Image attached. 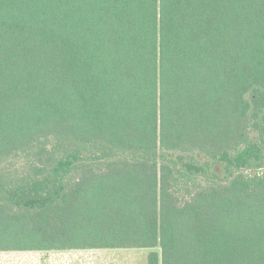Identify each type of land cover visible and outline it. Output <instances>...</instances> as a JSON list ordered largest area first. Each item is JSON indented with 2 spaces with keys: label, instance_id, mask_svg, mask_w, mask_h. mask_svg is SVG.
Masks as SVG:
<instances>
[{
  "label": "trees",
  "instance_id": "trees-1",
  "mask_svg": "<svg viewBox=\"0 0 264 264\" xmlns=\"http://www.w3.org/2000/svg\"><path fill=\"white\" fill-rule=\"evenodd\" d=\"M253 90L264 0H0V253L264 264Z\"/></svg>",
  "mask_w": 264,
  "mask_h": 264
},
{
  "label": "rangeland",
  "instance_id": "rangeland-1",
  "mask_svg": "<svg viewBox=\"0 0 264 264\" xmlns=\"http://www.w3.org/2000/svg\"><path fill=\"white\" fill-rule=\"evenodd\" d=\"M251 103L252 109L250 112L251 121L254 123L258 119L264 106V96L261 91L253 90L246 96ZM253 135V134H252ZM168 158L175 160L177 163H197L205 168V174L198 178L201 184H206L212 179L225 180L226 168L224 163H214L206 156L191 153L187 155L182 154H168ZM117 255H109L106 259L111 264H147V254L151 251L159 252L158 248L149 249H121ZM25 256L18 254H0V264H48V255L44 256H27L30 257L29 262H23ZM52 257V256H51Z\"/></svg>",
  "mask_w": 264,
  "mask_h": 264
},
{
  "label": "crops",
  "instance_id": "crops-1",
  "mask_svg": "<svg viewBox=\"0 0 264 264\" xmlns=\"http://www.w3.org/2000/svg\"><path fill=\"white\" fill-rule=\"evenodd\" d=\"M118 250H69V251H50V252H10L0 254H18L25 256L23 262H29L31 256L48 255V264H111L107 262L109 255L120 254ZM30 256V257H27ZM52 256V257H51Z\"/></svg>",
  "mask_w": 264,
  "mask_h": 264
}]
</instances>
